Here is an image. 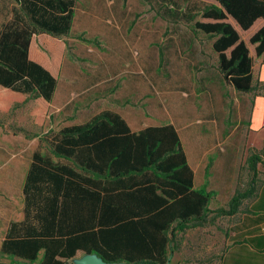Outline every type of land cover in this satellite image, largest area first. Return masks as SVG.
Instances as JSON below:
<instances>
[{
    "label": "trees",
    "instance_id": "obj_1",
    "mask_svg": "<svg viewBox=\"0 0 264 264\" xmlns=\"http://www.w3.org/2000/svg\"><path fill=\"white\" fill-rule=\"evenodd\" d=\"M13 1L12 17L0 26L2 113L31 100L53 101L58 78L35 45L51 52L54 40L70 35L79 0ZM213 1L217 4L197 12L212 22L196 21L195 31L214 39L226 83L264 96L249 47L229 22L250 30L264 19V0ZM250 43L264 64V25ZM41 142L45 153H34L24 185V220L12 223L0 252V259L9 257L11 264H66L79 251L112 263L168 264L176 232L238 215L245 200L254 198V203L264 187L256 182L246 190L239 186L227 207L212 210L217 193L195 188L176 127L132 132L112 110L82 125L51 130ZM250 152L246 168L256 175L258 165L264 166V147Z\"/></svg>",
    "mask_w": 264,
    "mask_h": 264
},
{
    "label": "rangeland",
    "instance_id": "obj_2",
    "mask_svg": "<svg viewBox=\"0 0 264 264\" xmlns=\"http://www.w3.org/2000/svg\"><path fill=\"white\" fill-rule=\"evenodd\" d=\"M212 4L217 3L79 0L70 35L54 40L51 52H46L43 44L35 45L58 78L53 101L31 100L13 107L0 118L16 127V134L23 128L27 140H34L37 135L44 136L51 125L86 121L105 108L124 105L131 110L139 109L145 114L146 123H172L183 136L187 134L188 141L208 152L204 158L214 166H211L214 179L200 189L217 193L210 203L212 210L227 207L239 186L246 190L252 182L264 184L262 164L258 165L256 175L246 168L250 150L262 149L264 144L254 146L253 139L248 143L243 129H236L239 120L234 104L241 94L226 83L220 71L219 55L212 47L214 39L194 29L196 21L212 22L197 15L200 9ZM14 6L13 0H0V26L12 17ZM192 14H196L195 21L190 20ZM103 18L108 24L116 19L121 28L149 32H144L142 39L151 35L153 47L144 45L141 52H126L123 47L106 49L96 39L98 22ZM88 20L94 23L87 26ZM229 22L236 26L249 47L257 81L258 66L263 59L256 56L250 38L264 25V19L248 31L239 28L231 18ZM249 112L250 107L241 108L243 118H248ZM253 200H245L236 216L220 217L215 223L176 232L170 245L169 264H225L229 248L244 241L241 239L248 234L249 223L264 220V211L257 206L252 208ZM255 230L264 233V226ZM83 256L84 252L79 251L66 264H76ZM0 264L11 262L0 259Z\"/></svg>",
    "mask_w": 264,
    "mask_h": 264
},
{
    "label": "crops",
    "instance_id": "obj_3",
    "mask_svg": "<svg viewBox=\"0 0 264 264\" xmlns=\"http://www.w3.org/2000/svg\"><path fill=\"white\" fill-rule=\"evenodd\" d=\"M112 21L113 22L108 24L107 22L109 21L103 18V20H99L98 22L99 31L96 39H98V41L101 42L106 49L123 47L126 52H132L133 50L141 52L145 50L142 48L144 45H150L148 46L150 48L153 47L151 45H153L155 41H153L151 35L148 34L147 38L142 39L143 33L149 32L140 31L135 28L132 29L130 27L121 28L119 24H116V19H112ZM90 23L93 24V20L91 22L88 20L87 26H89ZM258 73V80L264 81V64H259ZM253 74L255 77V65L253 67ZM239 93L241 94V97L236 99L234 104L236 107V119L239 120V124H237L236 129H243L242 131H244L246 137L245 139L248 143L251 141L250 139H253L252 142L254 146H258L259 142L264 144V135L261 136L262 131H264V96L255 95L253 93ZM121 106H123V108ZM121 106L102 109L86 121H78L73 124L61 125L57 123V125H51L49 130H46L45 133H48L51 130L59 131L66 127L85 124L104 110H112L118 113L127 122L132 132H139L149 126L167 125L148 124L145 120V114L141 112V110L134 108L131 110V108L128 109L129 106ZM246 106L250 107V112L248 118H243L241 115V108ZM4 114L6 113H2L0 111V115ZM0 119L1 252L2 245L7 239L12 223L24 220V185L26 177L33 163L34 153L40 149L43 153H45L46 143L41 142L42 134L37 135V138L34 140H27L24 135L25 130L23 128H20L21 133L16 134V127L7 124L5 119ZM176 129L182 140L189 164L195 173V188L200 189L202 186H205L207 183H211V181H213L214 174L212 167L214 168V166L210 169L212 171V175L210 174L207 176L210 161H208V159L206 161L204 156H207L208 152H203L202 150L204 149L202 147H199L197 144L194 145L192 142L188 141L187 134H184L183 136L177 127ZM252 135L255 136L251 137ZM207 148H209V146H207ZM253 206H257L258 210L264 211V187L261 190L259 197L253 203ZM263 226L264 220L251 221L247 229L248 234L244 235L241 239L244 241H239L229 248L224 260L225 264H264V233H259L255 230L256 228L259 229ZM16 259L19 260L18 258ZM1 260L7 263L11 262L9 257H3Z\"/></svg>",
    "mask_w": 264,
    "mask_h": 264
},
{
    "label": "water",
    "instance_id": "obj_4",
    "mask_svg": "<svg viewBox=\"0 0 264 264\" xmlns=\"http://www.w3.org/2000/svg\"><path fill=\"white\" fill-rule=\"evenodd\" d=\"M72 260V259H71ZM170 263V260L168 264ZM76 264H149V263H127V262H106L96 254H84Z\"/></svg>",
    "mask_w": 264,
    "mask_h": 264
}]
</instances>
